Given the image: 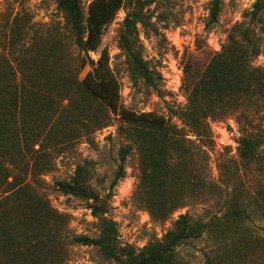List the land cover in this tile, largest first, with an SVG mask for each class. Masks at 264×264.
<instances>
[{"label":"trees","instance_id":"obj_1","mask_svg":"<svg viewBox=\"0 0 264 264\" xmlns=\"http://www.w3.org/2000/svg\"><path fill=\"white\" fill-rule=\"evenodd\" d=\"M55 1L65 22L64 32L53 26L35 30L23 12L6 26L13 59L0 57V264L44 258L62 238L56 227L65 216L52 208L35 184L53 170L48 151L84 136L91 122L104 128L111 115H116L131 126V145L120 150L121 164L112 187L125 177L127 157L138 151L141 177L135 198L153 219L166 222L187 207L185 176L192 156L187 137L203 142L211 136V121L233 114L242 124L240 166L252 179L258 178L259 189L244 197L229 179L222 215L207 221L189 213L180 215L162 240L151 242L141 252L131 249L124 255L120 251L116 225L105 216L108 203L91 185L88 167L78 166L70 181L56 186L64 195L89 202L102 223L99 239L80 236L74 242L100 247L121 264H181L177 250L205 236L215 244L208 264H246L257 259L264 264V236L256 232V224L264 223V121L257 120L264 118V68L256 65L262 45L255 31L237 25L204 68L194 70L188 64L184 80L188 104L177 114L179 125L155 112L125 109L109 53L103 50L97 61L90 55L99 51L106 28L126 8L119 47L128 58L133 78L155 87L158 78L138 45L139 25L149 1L93 0L87 14L83 0ZM222 4L223 0L212 1V23L217 22ZM263 12L264 0H256L252 20Z\"/></svg>","mask_w":264,"mask_h":264},{"label":"rangeland","instance_id":"obj_2","mask_svg":"<svg viewBox=\"0 0 264 264\" xmlns=\"http://www.w3.org/2000/svg\"><path fill=\"white\" fill-rule=\"evenodd\" d=\"M92 1L83 0L85 14ZM146 1L150 4L143 11L144 22L139 25L138 45L147 66L158 78L155 87L133 78L128 58L119 47L126 8L106 28L99 51L90 53L95 61L103 50L109 53L110 66L119 81L125 109L135 113L155 112L180 125L177 114L188 104L184 89L185 68L188 64L194 70L204 68L211 56L227 43L231 30L237 25L251 27L255 31L262 45V54L256 65L264 68V12L256 21L251 15L256 0H223L216 23H212L210 17L213 0ZM20 12L28 16L29 25L35 30L53 26L65 31V22L57 11L55 0H0V57L13 59L6 26ZM71 51L78 55L74 46ZM87 103L92 104L91 100ZM259 119L264 121V118ZM210 127L211 136L204 138L203 142L196 141L192 135L187 137L194 142L188 141L187 144L192 153L185 176L188 185L184 190V201L187 207L176 211L166 222L153 219L135 198L141 177L138 151L133 150L127 157L126 175L116 187H112L121 164L120 150L131 145L128 139L131 126L121 117L111 115L109 125L104 128H96V124L91 122L84 136L59 148H51L46 155L53 170L40 177L35 185L37 192L49 200L52 208L65 216L56 227L60 229L62 238L50 247L53 252L44 258L33 262L19 259L15 264H121L108 258L100 247L74 242L76 237L99 239L102 235L101 220L94 217L89 202L64 195L57 189L56 183L70 181L78 166L89 168L91 185L108 203L105 216L116 225L118 246L124 255L131 249L141 252L151 242L162 240L180 215L189 213L194 219L203 221L222 215L229 179L239 186L244 197L254 195L259 189L258 178L252 179L240 166L238 147L242 124L238 115L213 120ZM256 225V232L264 236V223ZM214 245L207 236L188 242L177 250L179 262L208 264L207 258L212 255ZM262 262L257 259L246 264Z\"/></svg>","mask_w":264,"mask_h":264}]
</instances>
